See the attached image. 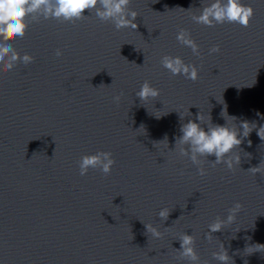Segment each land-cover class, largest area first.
Instances as JSON below:
<instances>
[{
  "label": "water",
  "instance_id": "95a60500",
  "mask_svg": "<svg viewBox=\"0 0 264 264\" xmlns=\"http://www.w3.org/2000/svg\"><path fill=\"white\" fill-rule=\"evenodd\" d=\"M203 3L131 0L135 29L116 30L85 9L83 19L41 18L23 37L10 38L34 61L0 70L4 264H187L176 251L183 232L195 237L208 264H218L211 253L220 244L230 264H264V249H247L264 245V174L247 171L264 168L256 132L264 124V0H244L254 8L247 27L196 24L191 16ZM181 28L200 46L199 56L176 40ZM212 45L219 52L209 54ZM164 55L195 64L198 79L171 75L160 63ZM145 80L160 89L147 102L135 95ZM225 105L237 128L242 120L256 128L235 149L239 166L228 170L208 156L201 176L172 150L175 140L200 111L224 125ZM187 108L192 115L181 119ZM97 150L112 153V171L90 168L81 176L80 157ZM235 201L243 206L235 221L205 239L208 224ZM165 207L169 216L161 220Z\"/></svg>",
  "mask_w": 264,
  "mask_h": 264
},
{
  "label": "clouds",
  "instance_id": "9594fccd",
  "mask_svg": "<svg viewBox=\"0 0 264 264\" xmlns=\"http://www.w3.org/2000/svg\"><path fill=\"white\" fill-rule=\"evenodd\" d=\"M131 0H0V70H13L18 64L28 65L34 61V57L28 52L21 54L18 52L12 40L13 36L23 37L29 27L30 22H38L41 18L56 19L64 22H73L83 19L84 10L88 9L101 21H110L116 30L121 28L135 29V21L138 15L137 11L129 8ZM254 16V8L251 4L244 3V0H204L203 6L199 8L198 14H193L191 19L196 23L206 27L215 25L234 23L242 27H247ZM176 40L182 45L191 49L192 53L199 56L200 46L191 37L187 29L181 28L176 33ZM219 45H212L209 54L219 52ZM57 57L62 55V50H55ZM162 67L171 75H180L185 79L196 81L198 79V68L193 63H186L180 56L164 55L160 61ZM122 94L113 96V101L119 103ZM141 101L147 102L149 99H155L160 95V89L152 86L148 80L141 83L139 90L135 92ZM187 114H192L188 108L179 112L181 119ZM226 123L224 125L213 124L210 115L207 118L200 112H197L195 121L189 119L180 126L181 135L175 140L176 150L181 157H187L193 165L197 166V172L203 176L206 169L202 166L203 159L208 156H214L210 160L213 165L223 164L228 170H232L240 164V156L235 150L242 143L243 138L248 137L256 125L250 124L247 120L240 121L239 128L233 121L235 117L229 116L226 111V105L221 112ZM230 118L232 123H228ZM206 124L207 127L202 125ZM257 135L264 140V124L256 128ZM251 144V141H248ZM168 149L167 141H164ZM187 146V147H186ZM115 160L110 151L97 150L95 153L84 154L78 161L79 174L84 176L89 169H98L101 173L107 175L112 171ZM253 175L257 172L264 174V168L261 163L258 166L251 167ZM242 204L235 201L227 210L226 216L217 217L207 226L205 239L211 240L212 233L225 228L236 219V214L241 210ZM170 209L161 208L157 215L161 220H166ZM147 232L153 237L159 238L161 232L153 225H145ZM180 247L176 249L180 260L187 264H208V261H202L195 248V237L192 234L183 232L177 238ZM247 249L262 250L264 245L256 244ZM251 251V252H252ZM250 252V253H251ZM212 258L218 264H230V257L227 251L220 244L219 247L211 253ZM0 264H4L0 260Z\"/></svg>",
  "mask_w": 264,
  "mask_h": 264
}]
</instances>
